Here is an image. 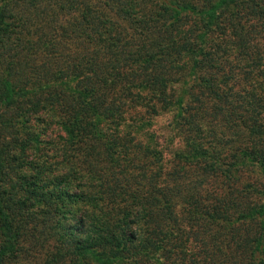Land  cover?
Listing matches in <instances>:
<instances>
[{
  "label": "trees",
  "instance_id": "obj_1",
  "mask_svg": "<svg viewBox=\"0 0 264 264\" xmlns=\"http://www.w3.org/2000/svg\"><path fill=\"white\" fill-rule=\"evenodd\" d=\"M0 264H264V0H0Z\"/></svg>",
  "mask_w": 264,
  "mask_h": 264
},
{
  "label": "rangeland",
  "instance_id": "obj_2",
  "mask_svg": "<svg viewBox=\"0 0 264 264\" xmlns=\"http://www.w3.org/2000/svg\"><path fill=\"white\" fill-rule=\"evenodd\" d=\"M165 117L166 116H162L160 118H157L156 122L153 125V128L155 130H157V128H158V126H160V124H162L163 122H165ZM160 131H165V130H162L161 128H159V130L157 132H160Z\"/></svg>",
  "mask_w": 264,
  "mask_h": 264
}]
</instances>
